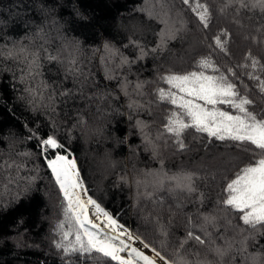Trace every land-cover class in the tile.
<instances>
[{
    "label": "trees",
    "instance_id": "obj_1",
    "mask_svg": "<svg viewBox=\"0 0 264 264\" xmlns=\"http://www.w3.org/2000/svg\"><path fill=\"white\" fill-rule=\"evenodd\" d=\"M144 1L152 0H0V45L11 48L14 41H20L29 48L42 46L41 57L43 49H47L53 55L59 53L62 59L73 50L79 69L69 74L65 64L42 59L40 79L51 97L44 102L41 96L36 98L26 91L37 89L38 81L26 71L21 73L25 63L0 57V162L15 161L23 165L18 173L12 170L16 179L8 188L4 187L5 173L0 172V264H115L95 253V259L66 256L56 248V243L60 242L57 225L65 220L66 204L39 147V141L50 135L74 155L88 191L84 198L90 195L119 222L170 259H176L174 249L185 238L187 216L195 218L197 210L213 211L218 198L224 195L221 191L224 181L220 177L226 169L234 171L241 163L243 158L237 157L239 149L231 142L217 141L191 130L185 136L183 151L166 135L158 140L172 106L157 100L156 89L168 87L160 80L161 75L169 71L200 70L196 65L207 58L226 75V69H233L237 75L235 78L229 75V78L242 80L250 90L248 95L259 101L258 85L248 78L253 70L241 65L249 49L262 63L264 54L257 46L247 45L237 36V24L232 19H224L218 11L226 0H202L209 5L212 14L207 29L182 0L165 3L162 0L163 20L169 17V6L179 11L181 20L180 26L171 28L174 38L161 49L159 34L165 31L162 24L153 21L152 28L148 26L146 31L135 32L134 20L123 16L128 7ZM226 12L233 15L232 8ZM249 16L253 18L248 19ZM120 19L127 20L125 29L117 28ZM240 19L252 28L264 23L259 13H242ZM31 25L42 31L38 38L24 37L30 33ZM155 29H158L157 34ZM224 30L229 33L227 38L221 36L227 54L215 46V36ZM59 34L66 39L59 49L48 45L46 40ZM192 34L201 39L199 44L189 41ZM105 44L118 50L117 56L106 61L102 60L107 55L103 51ZM137 45L143 48L145 55L141 56ZM121 56L131 63L121 65ZM256 74L264 79V72ZM21 75L25 76L23 81ZM138 82L143 84L140 96L134 95L137 91L131 88ZM63 92L68 94L61 95ZM134 100L144 108H130ZM137 121L146 125L143 131ZM146 136L157 145L158 155L142 149V139ZM96 155H102L108 166L99 173L94 163ZM222 155L236 159L224 163L220 160ZM51 156L49 152L48 157ZM162 171L194 174L195 185L204 194L203 205L190 202L195 201L193 196L178 210L176 197L167 191L154 193L152 201L145 199L142 193L145 188L152 191L148 187L152 177H146L145 185L139 190L137 179L144 178L145 172ZM91 212L92 209L90 215ZM67 227L65 225V230ZM161 229L167 231L166 236L161 234ZM185 249L195 251L191 241ZM179 254L185 256L186 252L182 250Z\"/></svg>",
    "mask_w": 264,
    "mask_h": 264
},
{
    "label": "snow or ice",
    "instance_id": "obj_2",
    "mask_svg": "<svg viewBox=\"0 0 264 264\" xmlns=\"http://www.w3.org/2000/svg\"><path fill=\"white\" fill-rule=\"evenodd\" d=\"M182 3L189 6L203 28L209 27L212 14L207 3L202 0H182ZM228 8L233 9V22L240 28L245 27L240 19L242 13H259L260 19L264 21V0H226L218 11L224 14ZM159 35L158 47L163 49L174 38L175 32L166 30ZM221 36L229 37L228 31L224 30L215 36V46L227 54ZM244 39L251 40L264 53V23L246 33ZM137 46L140 47L141 56L145 55L143 48ZM41 48H29L20 41H14L11 48L6 44L0 45V57L18 64L25 63L20 71H26L33 80L42 76V59L65 64L69 74L79 71L72 53L62 59L59 53L53 55L43 49L44 56L41 57ZM103 51L107 54L102 57L105 61L118 54V50L108 44L104 45ZM244 59L245 63L241 66L253 70L248 78L258 85L259 101L248 95L250 90L242 80L237 82L229 78V75L233 78L237 75L233 69H226V75L207 58H202L196 65L200 70L169 71L160 76V80L168 87H158L156 98L172 108L165 117L163 132L157 136L158 140L166 135L174 141L178 150L183 151L186 148L185 136L191 130L217 141L231 142L239 149L237 157L243 158L234 171L226 169L225 174L221 175L220 179L224 181L221 191L224 195L218 198L216 208L207 213L197 210L195 218L187 216L185 238L174 249L176 259L162 255L160 250L128 231L95 199L90 196L85 199L87 189L75 159H70L65 145L50 135L39 141V147L66 204L65 220L57 225L60 236V242L55 245L57 249L66 256L93 259L96 258L93 256L95 253L115 264H264V79L256 74L257 71L264 72V63L253 55L251 49L245 53ZM130 63L121 56V65ZM209 71L213 74H208ZM24 79L25 76L21 75L20 80ZM44 88L46 85L41 81L38 89L29 88L26 91L38 98L42 95L40 90ZM135 89L137 95L142 94L143 84L138 82ZM124 91L127 95L126 88ZM129 107L139 106L132 103ZM137 125L141 131L146 126L140 121H137ZM145 144L154 156L159 154L151 138L146 136ZM49 152L52 153L51 158L48 157ZM22 167L15 161L0 162V172L5 173V188L15 183L16 177L12 170L18 173ZM148 176L152 177L148 181L152 191L145 188L142 193L145 199L152 201L154 193L167 191L176 197L175 207L178 210L183 209L185 200L193 196L196 199L190 202L203 205L204 194L198 191L194 174L183 171L173 174L166 171L148 172L144 178L137 179L138 190L145 185ZM155 202L162 203L160 200ZM65 225L68 226L67 230ZM161 234L166 236L167 231L161 229ZM137 241L143 249H150L152 254H146L141 248L133 246V242ZM189 241L195 251L185 249ZM182 250L186 252L185 256H180ZM189 256L194 258L189 259Z\"/></svg>",
    "mask_w": 264,
    "mask_h": 264
},
{
    "label": "rangeland",
    "instance_id": "obj_3",
    "mask_svg": "<svg viewBox=\"0 0 264 264\" xmlns=\"http://www.w3.org/2000/svg\"><path fill=\"white\" fill-rule=\"evenodd\" d=\"M163 1H164V3H165V1L168 2L167 0H163ZM163 1L162 0L161 1L160 0H152L151 2L144 1L141 5L130 6V7H128V9L126 11L123 12V16L126 19L127 18H131V19L134 20V23L137 25V29H136L135 32H141L142 29H145V31H146V30H148V26L152 28L153 21L155 23L159 22V24H162V26L164 27L165 31L166 30H173V29H171L172 27L180 26V20L181 19H180V15L178 13L179 11L177 9H175L173 6H169V8H170L169 17H168L167 20L166 19L163 20V10L161 8V4H163ZM229 14L230 13L225 12L224 14H222V16H223L224 19H226V20L229 19L231 21V19L233 20V15H229ZM126 19L117 20V23H118L117 28L119 30H122V29L126 28L125 27V22H127V20H128V19L127 20ZM124 20H126V21H124ZM243 24L245 25L244 30L240 29V27H237L235 29L236 35L237 36L239 35V37H241L242 40L246 41L247 45L248 44L249 45H254L251 42V40L244 39L245 34H243V32H247L248 33L247 30H252L254 28H252L251 26L249 27L248 26L249 24L247 25V23L243 22ZM31 26H32V29L29 30L30 33H28L24 37L25 38H29V39L38 38L39 32H42V31L38 30V29H35V27L33 25H31ZM139 26L142 27V28H139ZM138 29H140V30H138ZM154 32H156V34H157L158 29H155ZM186 32H188V31H186ZM64 40H66V39H64L63 36L61 37V35L59 34V37L57 35L52 36V38L50 40H46V42L48 43V45H55V47H57V49H59V45L63 44ZM189 41H191L192 44L195 45V44H199L201 42V39L197 35L192 34V35L189 36ZM249 42H251V43H249ZM254 46H256V45H254ZM71 52L74 53L73 50H71ZM111 70H112V67H111ZM34 81H38L37 87H39V84H40V82L42 80L40 79V77H37ZM135 84H137V83H135ZM131 88L136 90L135 86L134 87L131 86ZM46 89L47 88H44V89L40 90L42 92L41 101L45 100L44 102H47V100H49L51 98V97H48V95L46 94ZM133 94L136 95V96H140L141 95V94L137 95V94H135V92ZM134 103L139 106L137 108H144L143 104L139 103L138 101L134 100ZM145 134L146 133H144L143 136H145ZM152 134H153V132H152ZM142 140H144L143 143H142L143 144L142 145V149L144 151L150 152L151 150L145 144V138L142 139ZM159 151L162 153L164 151V148L162 146L159 147ZM70 157L75 158L74 155H71V154H70ZM95 158H96V162L94 161V163H95L96 170H98V173H99V171H101L102 168L108 167L106 159L102 155L101 156L96 155ZM235 159H236V157H233L231 155H228V156L227 155H222V157H220V160L225 161L224 163L233 162ZM103 161H104L105 164H103ZM104 177H105V174H104ZM84 187H86V186L84 185ZM160 263L162 264V262H160Z\"/></svg>",
    "mask_w": 264,
    "mask_h": 264
},
{
    "label": "water",
    "instance_id": "obj_4",
    "mask_svg": "<svg viewBox=\"0 0 264 264\" xmlns=\"http://www.w3.org/2000/svg\"><path fill=\"white\" fill-rule=\"evenodd\" d=\"M83 179V178H82ZM83 182H84V180H83ZM85 184V183H84ZM90 196V195H89ZM91 197V196H90ZM103 207V206H102ZM104 208V207H103ZM106 211H108L107 209H105ZM109 212V211H108ZM110 213V212H109ZM111 214V213H110ZM112 215V214H111ZM114 217V216H113ZM120 224H122L127 230H129L130 232H132L135 236H137V237H139V239H142V240H144L143 238H141L139 235H137L131 228H129L128 226H126L125 224H123V223H121L120 222ZM145 241V240H144ZM146 242V241H145ZM147 243V242H146ZM149 244V243H148ZM150 245V244H149ZM133 246H135V247H138V248H141V250H143V251H145V253L146 254H152L151 252H150V249H143V246L142 245H140L139 243H138V241L137 242H133ZM151 246V245H150ZM151 247H153V246H151ZM161 264V263H160Z\"/></svg>",
    "mask_w": 264,
    "mask_h": 264
},
{
    "label": "bare ground",
    "instance_id": "obj_5",
    "mask_svg": "<svg viewBox=\"0 0 264 264\" xmlns=\"http://www.w3.org/2000/svg\"><path fill=\"white\" fill-rule=\"evenodd\" d=\"M76 163H77V161H76ZM78 165V164H77ZM82 177V176H81Z\"/></svg>",
    "mask_w": 264,
    "mask_h": 264
}]
</instances>
